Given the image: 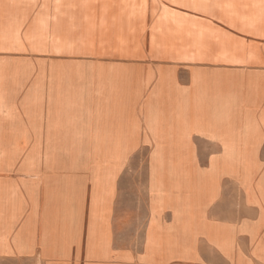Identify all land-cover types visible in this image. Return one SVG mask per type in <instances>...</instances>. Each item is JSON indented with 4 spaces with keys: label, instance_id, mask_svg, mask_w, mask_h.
Segmentation results:
<instances>
[{
    "label": "crops",
    "instance_id": "obj_1",
    "mask_svg": "<svg viewBox=\"0 0 264 264\" xmlns=\"http://www.w3.org/2000/svg\"><path fill=\"white\" fill-rule=\"evenodd\" d=\"M39 8L31 7L27 23ZM234 33L246 43L256 41L264 54V38ZM80 58L87 67L130 71L86 76L91 88L98 80L107 83L106 96L116 95V101H95L94 92L84 105L50 98L69 94L58 84L68 83L63 73ZM51 63L67 71L52 70ZM249 77L264 84V64L162 59L150 55L148 46L135 58L0 49V143L19 145L0 150V264H264V200L251 188L255 197L247 199L245 171L203 168L213 179L211 197L187 206L172 200L175 190L168 185L153 188L150 178L147 199L127 198V184L120 181L124 154L104 182L105 176L95 177L75 156L73 164L61 163L57 152L39 149L96 141L148 144L153 133L142 111L177 110L182 101L194 103L191 95L208 82L226 87L222 78L231 84ZM113 79L121 87L110 88ZM255 96L239 110H248L258 129L248 157L259 166L246 175L253 176L254 190L262 175L264 193V87ZM192 139L197 158L220 159L225 153L222 138L193 132Z\"/></svg>",
    "mask_w": 264,
    "mask_h": 264
},
{
    "label": "rangeland",
    "instance_id": "obj_2",
    "mask_svg": "<svg viewBox=\"0 0 264 264\" xmlns=\"http://www.w3.org/2000/svg\"><path fill=\"white\" fill-rule=\"evenodd\" d=\"M8 1L12 2L9 9L5 6ZM34 5H39L40 8L27 23L29 11ZM177 7H183L194 13L178 9ZM262 10L263 12L260 13ZM4 12L6 16L0 15L1 20L13 19L14 21L8 29L9 34L13 33V36L10 35V42L13 45H18L21 50L29 49L36 52L81 56L90 55V52L93 53L91 55L102 56V52H108L112 54L111 56L126 57L127 55H132L133 57L130 58H135L144 56V48L147 46L149 53L152 51V44L149 40L152 39L151 35L155 32L158 39L154 42V48L156 47L155 49L158 51H162V49L168 50L171 59H187V57L179 58L177 56L179 44L183 42L184 47L181 49L185 51H188L189 47L199 49L202 52L213 49L219 52L231 51L260 60L255 61L253 64H264V54L259 50L257 42L251 40L246 43L243 36L234 33H240L234 27L241 30L250 29L253 31L248 35L252 38H259L253 35V32H257L260 38H264V0H0V14ZM250 12L258 13L245 14ZM21 13H24L23 16L25 17L23 24V20L19 22ZM213 19H217L235 31L223 28L215 23ZM19 34H22V36ZM86 62L85 58L70 61L69 71L64 68L60 69L59 63L50 64V69L54 70L57 68L55 70L67 71L63 74L69 77L68 83L58 84L66 86L69 94L50 96L53 101L58 99V101L73 104V76H76L75 82L77 85L79 84L78 88L82 92L84 91V94L85 91H89V94H87L89 100L91 93H96L93 95V100L96 101V95L98 94L97 82H94L91 88L86 76L93 72H98V75L102 74L104 72L99 70L105 67H111L113 70H124L126 71L125 74L130 72L127 68L113 65L87 67ZM236 63L248 62L242 59ZM110 75H113V72H110ZM221 80L223 85L229 86L222 87L221 83L218 86L217 81L219 80H215L212 84L208 83L203 90L191 95L194 103L182 101L177 110L187 112L200 111L204 116L209 114L212 123L220 124L222 122L223 124L221 123L218 127H221L220 130L222 132L230 134L231 128L229 126L230 122L227 121L228 115L231 113L230 108L233 106L237 107V135L234 139L229 138L230 142L236 143L235 141L237 140L238 150L235 153L228 152L230 143L227 138H224L222 144L225 153L222 158H197L196 144L193 142L192 133L208 135L202 133L203 131L201 130H196L197 128L200 129L197 119L194 121L196 129L184 136L170 135L157 138L165 146L164 152L161 154L154 152L149 142L148 144H141L139 147H136L138 144L135 142L96 141L74 144L78 146L82 144L86 151L89 152V158L92 156L96 145L100 148L103 143H111L114 148L111 151L115 153L117 149H120L117 152L119 155H117H125L123 160L119 158V166H123L120 173V181H124L127 184V198L147 199L149 178L153 188L156 185H168L173 188L174 178L199 176L203 177L204 185L206 182L207 186L204 187L213 188V179L211 175L204 173L203 168L209 167L213 170L223 168L227 170L225 166L221 165L222 159L242 155L243 153L240 152L242 143L244 145L247 143L250 148H253L251 143L257 139L258 129L252 126V115H250L248 110L239 109L249 104L251 98L256 97L255 94L264 87L263 79L260 77H249L246 82L232 81L231 84L228 78H222ZM245 84H247L246 93H242L241 89L245 87ZM236 93L238 94V100L230 102L229 96ZM89 100H82L80 104L78 101L76 105H84ZM153 111L159 116L158 121L162 125L166 123L167 116L176 110L169 112ZM109 113L115 116L117 112ZM142 113L145 117L144 111ZM208 136L221 138L219 135ZM9 145H14L15 150L19 146L18 144L0 143V150H6ZM63 145H65V148ZM179 145L194 154L198 168H194L188 162H186L185 166L179 167L180 153L177 151ZM39 149H45L47 152H57L56 156H58V160L61 163L73 164V143L39 144ZM234 150H236V145ZM95 153H98V151L95 150ZM117 155L111 156L107 153L109 161L108 173L112 172L116 167ZM74 156L77 162L84 159L80 155ZM254 160L255 164L251 166L250 170H254L259 166V161ZM239 163H237V170ZM152 172H154L153 175L151 174ZM246 173L250 174V171ZM246 173L243 184L246 185L245 193L247 199L253 200L255 197V195L253 197L252 191L250 195L247 194L251 188L254 192L258 191L261 199L264 200L261 180L263 176L260 175L259 180L255 181L256 190H254L252 188L253 176L250 179L251 175H246ZM108 180H110V175H108ZM208 195L206 193L205 198ZM171 198L174 201V195ZM205 198L202 197L201 200ZM187 206L190 205L187 204ZM261 246L264 253V241Z\"/></svg>",
    "mask_w": 264,
    "mask_h": 264
},
{
    "label": "bare ground",
    "instance_id": "obj_3",
    "mask_svg": "<svg viewBox=\"0 0 264 264\" xmlns=\"http://www.w3.org/2000/svg\"><path fill=\"white\" fill-rule=\"evenodd\" d=\"M12 2L8 1V3L5 5L6 7H8V9L11 7ZM2 16H6V13H2L0 14ZM24 13H21V18L20 21L22 20V24L24 23V19L25 17L23 16ZM24 17V18H23ZM13 19L10 20H1L0 19V49H4V48H12V49H16V50H21L20 47L18 45H13L10 42V35L13 36L12 34H9L10 32L8 31V29L11 27L12 25ZM2 26V28H1ZM236 28L240 33H244V34H249L252 33V31L250 29H239L237 27ZM253 35H256L257 37L260 38V35L257 32H253ZM152 39H150L149 41L152 44V51H150V55L154 56V57H158V58H162V59H171V55L169 53L168 50L166 49H162V51H158L157 49L154 48L155 45V41H157L158 36L156 35L155 32L152 33ZM184 47V43L181 42L179 44V49L177 51V56L179 58H183V57H187V59H194V60H203V61H223V62H231V63H236L237 61H240L242 59L247 60L248 63H254L255 61H260L257 59L252 58L249 55H241V54H237L231 51H221L219 52L216 49L213 50H208V51H200L199 49H195V48H191L189 47L188 51H185L181 48ZM181 49V50H180ZM75 53V52H73ZM12 54V53H11ZM90 55L93 54L92 52L89 53ZM102 56H111L112 54H109L108 52L106 53H101ZM119 56V55H117ZM126 57H133L132 55H127ZM154 59V58H153ZM134 61V59H133ZM199 64V63H198ZM208 64V63H207ZM104 73L106 72H113V75L116 76L118 74H122L125 73L126 71L124 70H113L111 67H105L102 68L101 70ZM215 81V80H214ZM213 81V82H214ZM210 83V82H208ZM211 84V83H210ZM79 85V84H78ZM77 83L73 80V104L76 105V103L82 100H89V97L87 96V94H89V91H84L82 92V90H80L78 88ZM97 87H98V94L96 95V101L101 102L102 99L106 100V98H108V100L110 102H114L117 100V96L116 95H108L106 96V92L104 87L107 86V83L105 82H101V80L97 81ZM215 85V83H214ZM89 86V85H87ZM108 86L112 89H117L118 86L121 87V81L117 80V79H113L109 81ZM247 86V84H245V87ZM234 100V102H236L238 100V94H233L229 96V101L232 102ZM198 101V99H197ZM199 104V102H197ZM235 107L233 106L232 108H230L231 113L228 115V120L230 122L229 126L231 128V133H224L222 132L220 129L221 127H218L220 124L218 123H212V121H210L211 116L208 114L206 116L202 115V113H200V111H196V112H187V111H173L169 116H167V121L166 123H163L162 125H160L158 119L159 116L156 115V113L154 111H144L145 113V123L147 125V127L149 128V130L152 131L153 133V137L152 139L149 141V143H151L154 152L161 154L162 152H164L165 146L162 142L158 141L157 138H160L162 136H170V135H185L188 132L196 129L195 125H194V121L195 119L198 120L200 129H196V130H201L203 131L202 133H206L208 135H212V136H220L222 139L227 138V141L230 143V147L228 148V152H232L235 153L238 150L237 147V140L235 141L236 143H234L233 141L230 142V137L234 139V137L236 138V132H237V110H233ZM177 113V114H175ZM118 114V112L116 113ZM115 114V116H116ZM80 113H79V117H80ZM101 116V115H98ZM117 119V117H115ZM236 121V123H235ZM223 124V123H222ZM236 124V125H235ZM98 134H100V130L97 131ZM242 142V141H241ZM236 145V150H234V146ZM65 148V145H63ZM248 146V147H247ZM96 148V149H95ZM119 148V147H118ZM113 144L111 143H103L102 146L100 145V148L98 147V145H96L94 147V151L92 156L89 158V152L86 151V149L82 146V144H80L79 146L73 143V156L74 155H80L83 156L84 159L83 161H76L78 163L79 166L82 167H87L91 170H93L94 176L97 177L99 176H105V177H100L99 179L102 181H108V176H106L108 174V166H109V161L107 158V153L111 156H114L115 154L119 155L120 149H117L116 153L113 150ZM252 148H250V146L246 143L245 145L242 143L240 152H242L243 154L240 155L239 157L234 156V157H228L226 159H222V166H225L227 170H237V163H239L240 165L238 166V170L241 171H245V172H249L251 166H253L254 163V159L249 158L248 154L249 151H251ZM95 150L98 151V153H95ZM54 151V150H52ZM76 151V152H74ZM102 151V152H101ZM177 151L180 153L179 155V167L185 166L186 162L192 164V166L194 168H198V163L195 159V156L192 152H188L184 149V147H182L181 145H179L177 147ZM81 152V153H79ZM101 152V153H99ZM248 153V154H247ZM117 155V156H118ZM114 158V157H112ZM238 159V160H237ZM114 160V159H113ZM188 160V161H186ZM164 165V164H163ZM67 166H71V165H67ZM72 167V166H71ZM33 176V175H32ZM41 179V178H39ZM98 179V180H99ZM173 190H175L174 193V201L175 202H182L185 205H190L192 206L193 204H195V202H199L202 197L205 198V194L208 193L209 195L208 197H211L212 194V189L210 187H204L207 186L206 182L205 185L203 183V177H199V176H184V177H180L173 180ZM198 191V192H197ZM201 191V192H199ZM205 192V193H204ZM251 191H248V195H250ZM194 193V195H193Z\"/></svg>",
    "mask_w": 264,
    "mask_h": 264
}]
</instances>
